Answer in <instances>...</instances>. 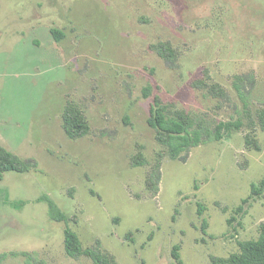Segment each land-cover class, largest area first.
I'll return each instance as SVG.
<instances>
[{"label": "rangeland", "instance_id": "1", "mask_svg": "<svg viewBox=\"0 0 264 264\" xmlns=\"http://www.w3.org/2000/svg\"><path fill=\"white\" fill-rule=\"evenodd\" d=\"M53 27L65 32L61 41ZM159 41L179 50L176 66L152 48ZM205 70L231 102L193 85ZM239 74L255 78L256 130L246 119L186 162L165 157L153 194L145 179L161 149L148 123L155 96L212 120L237 118ZM68 101L91 124L77 140L62 127ZM263 107L264 0H0V145L39 163L0 180V254L9 255L0 264H28L22 252L32 264H93L66 253L68 225L85 248L100 240L118 264H176V244L185 264L238 251L264 223V193L235 211L264 177V127L254 112ZM247 132L261 150L247 147ZM140 148L149 164L133 166ZM43 195L67 223L51 218Z\"/></svg>", "mask_w": 264, "mask_h": 264}, {"label": "trees", "instance_id": "2", "mask_svg": "<svg viewBox=\"0 0 264 264\" xmlns=\"http://www.w3.org/2000/svg\"><path fill=\"white\" fill-rule=\"evenodd\" d=\"M55 39L61 41L65 37V32L57 27L51 28ZM152 48L163 57L170 66L174 67L178 63L180 52L170 41H159L152 44ZM255 78L252 74H239L234 78V87L243 104L242 112L237 118L228 120H212L203 113L186 110L177 106L174 102L164 101L159 96H155L150 107L149 125L155 130V138L160 144L161 149L157 152L156 160L150 164V170L145 179L146 187L153 193L159 191V183L162 178V164L165 157L173 160L186 162L193 148L212 141H221L224 138H230L235 132L241 131L246 125L252 130H256L255 119L253 117V107L250 102V92L254 87ZM194 86L206 89L207 92L219 98L224 102H231V95L228 90L219 82L211 79L209 72L205 70L204 76L197 78L193 82ZM151 94V87L144 88V96ZM255 112L256 119L264 127V107L258 108ZM62 127L66 135L73 140L80 139L91 132V124L85 112L78 104L68 101L62 112ZM245 142L248 148L261 150V145L255 138L254 133L247 132ZM133 166H143L149 164L145 158L143 150L140 148L132 156ZM39 163L36 159H24L0 145V180L4 178L8 171L26 173L36 170ZM264 193V177L259 183H253L251 194L244 198L237 206V213L244 212L245 205L253 198L259 197ZM46 201L49 207V213L53 220L69 221L68 215L63 212L58 204L48 195L38 198V201ZM198 215L202 216L205 210L203 203L198 202ZM224 211L227 208H223ZM232 217L228 220L232 223L235 220ZM207 221L203 220L202 230L206 232ZM239 250L232 252L228 256H211L210 264H264V223L260 225L259 235L256 238L238 240ZM64 246L66 253L79 258L86 256L90 258L93 264H118L116 257L102 247L98 240L93 246L84 247L78 233L69 225L64 230ZM180 244L173 247V257L176 264H185L180 253ZM18 252H12V255H18ZM27 256L26 262L32 264V256L28 252H22ZM8 253L0 254V262L8 257ZM44 264L41 260H34Z\"/></svg>", "mask_w": 264, "mask_h": 264}]
</instances>
